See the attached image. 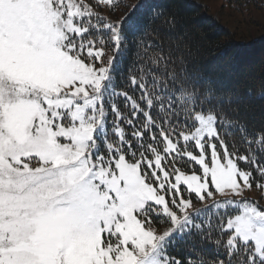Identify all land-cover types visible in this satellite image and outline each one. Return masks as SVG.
<instances>
[{
	"label": "rangeland",
	"instance_id": "374dc122",
	"mask_svg": "<svg viewBox=\"0 0 264 264\" xmlns=\"http://www.w3.org/2000/svg\"><path fill=\"white\" fill-rule=\"evenodd\" d=\"M91 1L97 4L99 16L112 23L113 33V25L120 24L138 2ZM196 1L208 6L235 41L250 42L264 35V12L259 9L228 0ZM66 2L0 0L1 130L17 139L11 141L13 146L32 147L34 152L24 150L25 156L37 154L50 162L46 174L58 177L60 169L63 183L57 196L51 193L46 208H34L31 215L7 219V212L0 211V229L16 240L7 247L11 254L4 253L5 264H171L161 249L162 236L170 227L147 224L146 217L139 216L145 204H155L176 224L200 204L227 199L255 203L241 206L227 228L233 230L232 243L252 244L254 258L264 263L262 191L251 185L249 172L216 142L215 113H198L196 127L182 134L183 143L195 146L182 152L192 161L190 170L161 156L106 160L87 148L103 126V98L106 85H111L114 53L78 45L77 54H82L77 55L64 47L68 30L86 35L75 18L96 14L79 5L81 12L68 9ZM113 41L117 43L116 34ZM57 116L74 126L82 119L84 125L60 127ZM34 130L39 134L36 138L29 134ZM165 150L176 152L177 146L167 141ZM5 176V168L0 167V181ZM24 200L31 202V197L25 195Z\"/></svg>",
	"mask_w": 264,
	"mask_h": 264
},
{
	"label": "trees",
	"instance_id": "16d2710c",
	"mask_svg": "<svg viewBox=\"0 0 264 264\" xmlns=\"http://www.w3.org/2000/svg\"><path fill=\"white\" fill-rule=\"evenodd\" d=\"M228 1L264 12V0ZM64 5L96 13L75 18L86 35L68 30L62 42L70 53L77 54L78 45L97 46L95 41L114 53L103 126L87 143L93 155L106 160L161 156L190 170L192 161L182 152L195 146L183 143L182 134L196 127L198 113L212 112L218 118L216 142L249 172L251 185L264 198V35L250 42L235 41L229 29L208 13V6L196 0H141L113 25L116 33L91 0H69ZM8 85L14 90L12 83ZM55 123L69 128L84 125V120L74 126L57 116ZM29 134L39 135L37 130ZM11 141L17 139L0 127V167L6 170L0 181V211L7 212V219L46 208L51 193L57 196L63 188L60 169L58 177L46 174L50 162L37 154L25 156L23 151L32 147L13 146ZM167 141L176 144V152L165 150ZM25 195L31 202L24 200ZM236 204L232 199L200 204L176 224L153 203H146L139 216L146 217L147 224L170 227L162 236L161 249L171 264H264L254 258L252 244L232 243L229 218L255 203L242 199ZM14 243L15 238L0 229V264H5L4 253H10L7 247Z\"/></svg>",
	"mask_w": 264,
	"mask_h": 264
}]
</instances>
